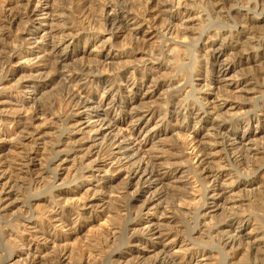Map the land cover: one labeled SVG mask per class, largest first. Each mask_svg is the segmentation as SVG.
Wrapping results in <instances>:
<instances>
[{"label": "bare ground", "instance_id": "bare-ground-1", "mask_svg": "<svg viewBox=\"0 0 264 264\" xmlns=\"http://www.w3.org/2000/svg\"><path fill=\"white\" fill-rule=\"evenodd\" d=\"M120 1L93 2L99 13L93 20L91 0H75L64 7H59L56 0H0V109L14 116L10 119L0 116V216L9 218L13 207H17L15 202H22L16 213L12 211L17 215L13 219L18 222V229L5 240L7 251L0 253L1 264H72L71 237L62 230L78 228L81 221L92 219L98 209L104 210L107 216L94 234L98 239L105 235L103 242L109 245L114 264L148 260L152 262L145 264H251L252 253L253 259L264 264L258 255L264 246L263 227L248 213L249 208L264 206L262 179H248L264 170L255 162L257 156L264 154V31L258 29L262 21L259 16H264V0H189V3L177 0L175 4L165 0H134L137 7L125 6ZM44 5L47 11L39 13ZM190 8L203 14L199 16L196 30L213 31L205 42L200 43L194 37L196 30L185 28L186 20L198 18ZM171 10L174 14H170ZM33 21L36 27L29 29L27 26ZM149 31L162 40L173 56L164 52L163 56L157 46L146 44L142 36ZM122 37L125 41L117 43ZM167 42L174 45L167 46ZM119 44L121 52L110 55ZM25 45H29L27 51L22 49ZM35 47H39L38 52L33 50ZM89 47L105 50L107 54L103 59H89ZM182 53L188 57V63L182 62L180 67L190 69L183 77L176 75L177 67L174 69L172 65V60L175 62L177 58L174 56ZM136 57L139 61L135 64L133 61L117 63ZM177 60L180 63L179 57ZM114 62L118 66L113 67ZM19 64L22 67L16 68ZM64 69L68 77L63 82L65 91L60 104L45 110L30 100L29 93L37 90L25 86L21 80L32 79L38 72L47 76L56 74L50 79L48 86H51L57 84ZM192 78L200 80L201 88L197 89ZM81 80L86 83L80 85ZM87 85L95 86V91L85 90ZM208 87L210 95L217 99L234 98L238 102L235 113L228 112L229 116L224 117L218 107L206 110V99L198 95ZM160 95L161 100L148 105L149 100ZM247 95L252 97L248 99ZM100 108H104L103 115L96 112L92 125H79L87 111ZM210 114L214 117L210 118ZM58 122L61 136L66 134L67 138L54 143L55 152L46 168L49 175L46 169V175L40 173V163L35 169L39 174L33 177L35 170L28 166L37 153L33 146L52 136L45 127L55 123L56 126ZM103 127L118 133V140L127 144L122 146V142L115 141L117 136L109 138L110 134L101 131ZM252 131L258 132L262 139L247 135ZM203 132L213 139L203 141L199 138ZM78 133L81 140L75 141L73 136ZM170 133L176 135L174 144L161 143L156 147L161 153H168L167 157L140 156V138L153 142ZM114 145L121 152L119 156L110 151ZM213 147L218 148L216 153H223L221 160L235 175L230 190L227 184L215 185L218 176L212 174L208 160ZM133 148L131 154L127 153ZM101 158H109L111 162L102 167L98 164ZM17 162L21 163L19 171L13 169ZM183 165L200 184L198 197L195 196L198 188L192 194V187L191 193L186 192L188 184H172L177 169ZM220 167L223 166L216 168ZM113 172L121 173V187L117 188L122 191L121 195L113 196L117 189H109L108 185L116 181ZM44 183L50 186L49 193L41 195L40 191L44 196L40 200L37 197L30 201L27 197L32 202L27 206L21 187L28 184L30 189L39 192ZM228 190L236 195L243 193L241 199L248 209L227 211L224 205ZM170 191L178 194L176 201L180 204L171 207L169 219L163 200ZM215 197L223 201L214 205L216 208L222 205L224 219L217 223L207 212V201ZM117 200L122 202V210L121 207L113 210ZM185 205L190 207L188 215L194 212V221L197 220L192 230L195 238L189 237L191 243L196 238L201 240L202 229L204 233L206 230L208 241L216 242L219 258L211 250H205L207 242L205 249L187 248L190 242L186 244L184 236L189 233L183 235L186 227L181 225L182 231L175 219L177 214L187 213V210L180 212ZM44 206L48 215L42 216L44 211L39 210ZM29 212L31 222L24 217ZM38 212L42 215L38 216ZM145 214H152L156 219H142ZM115 217L124 224L120 225L126 242L122 249H111L116 238L112 231L117 227L110 228L109 222ZM54 221L61 226H54ZM31 224L39 225L36 233L27 231ZM142 250L154 254L145 257ZM80 253L77 260L74 258L75 264L93 261L90 252ZM126 253H132L133 257L127 259Z\"/></svg>", "mask_w": 264, "mask_h": 264}, {"label": "rangeland", "instance_id": "rangeland-1", "mask_svg": "<svg viewBox=\"0 0 264 264\" xmlns=\"http://www.w3.org/2000/svg\"><path fill=\"white\" fill-rule=\"evenodd\" d=\"M92 1V9L91 10H93V12L91 11V13H92V19L93 20H95L96 19V17L98 16V10L97 11H95L96 10V5H94V7H93V2H94V4H96L95 2L97 1V0H91ZM122 1V0H121ZM120 1V2H121ZM165 1H167V2H169V3H173V4H175L176 3V1L177 0H165ZM251 1H255V2H258V0H251ZM69 2V3H68ZM72 2H75V0H56V4L59 6V7H64V6H69L70 5V3H72ZM181 2H188L189 3V0H182ZM121 3H123V5L124 4H127V5H125V6H129V7H131V5L133 4V6H135V7H137V2H135L134 0H123V2H121ZM183 3V4H184ZM67 4V5H66ZM94 8V9H93ZM181 9H184L183 7L181 8ZM191 10H192V13H195L196 14V16H198V18L197 17H194L193 18V20L191 19H188V21L186 20L185 22H184V24H185V28H187V30H190V31H195L198 27H199V21H198V19H199V16L200 17H203V14L201 13V11L200 10H194V9H192V8H190ZM47 11L46 10V8H45V5L44 6H41L40 7V9H39V13L41 12V11ZM195 11V12H194ZM95 14V15H94ZM170 14H174V10H171V12H170ZM97 15V16H96ZM95 19H94V18ZM264 16H259V19L260 20H262L260 23H259V26H258V29H259V32H261V31H264V19H262ZM29 29H33V28H35L36 27V21H33V22H31L28 26H27ZM43 29H47V27H43ZM262 29V30H261ZM199 31V29L198 30H196L194 33H195V38H197V39H200V43L201 42H205L206 41V38H208V34H210L211 32H213L211 29H209V30H204V29H200V31ZM105 35H107L108 36V33H105ZM124 38L122 37V38H119L118 40H117V43H123V41H125V40H123ZM142 39L145 41V42H147L146 44L147 45H154L155 47L157 46V48L159 49V50H161V53L163 54V56H164V53L166 54V55H170V56H173L172 54H169V51H167V49H166V47H164V45H163V43H162V40L161 39H156L155 38V33H152V31L150 32H146L145 34H144V36H142ZM122 40V41H121ZM119 41V42H118ZM170 43V44H169ZM118 45V44H117ZM166 45L167 46H169V45H174L172 42H167L166 43ZM28 47H29V45H25V46H23L22 47V49L23 50H25V51H27L28 50ZM80 49H82V47H80ZM33 50H35L36 52H38V50H39V47H35V48H33ZM101 49H95V47H89V48H87V52H88V54L90 55V57H89V59H91V58H93V60H94V57H98L99 59H103V57H104V55H106L107 54V51H103V50H101ZM21 51V50H20ZM121 52V47H120V44H119V47H115L114 49H112V51H111V54L110 55H117L118 53H120ZM164 52V53H163ZM114 55V56H115ZM181 56V57H180ZM175 58H176V61H178L177 59H178V57H179V60H180V63H179V61H178V63H176V61L174 62V60H172L171 62H172V65H174L173 67H174V69H176L175 67H177V73H176V70L174 71V73H176V75L177 76H187L188 74H189V71H190V69L188 70V68L186 67L185 69H184V67H180L181 65H182V62L183 63H188L187 61H188V57L186 56V54L184 55L183 53L182 54H179L178 56H174ZM185 57V58H184ZM187 57V58H186ZM131 60V61H130ZM128 59L127 61H126V59L124 60V62H123V60H122V62L120 61V62H118L117 61V63H118V65H120V63H121V65H123V64H126V63H132V61H133V64H135L136 62H138L139 61V57H136V58H132V59ZM138 60V61H137ZM136 61V62H135ZM117 63L116 62H114V63H112V64H114V66L113 67H115V64H116V66H118L117 65ZM174 63V64H173ZM32 64H35V62H32ZM177 66H176V65ZM179 66V67H178ZM183 66H184V64H183ZM20 67H22V64H19V65H17L16 66V68H20ZM183 70V71H182ZM180 71H182V72H180ZM184 72H186L185 74H184ZM38 73H40V74H38ZM37 73V75L35 74L34 75V78H32V79H24V80H21V83L22 84H24L25 86L27 85V86H30V87H34L37 91H35V92H33V91H31L30 93H29V98H30V100H33V101H35L41 108L42 107H44L43 109H45V110H47V109H50L49 107H51L52 108V106H55V105H57V104H60V101H61V99H60V97H62V94H63V92L65 91V87H64V84H65V79H67V77H68V72H67V70L66 69H64V70H62L60 73H61V75H60V77H59V79H58V81H59V83H58V81H56V83L57 84H53V85H51V86H48V84H49V82H50V79H51V77L53 78V77H55L56 76V74H50L49 73V75L47 76V74H45V73H41V72H38ZM187 74V75H186ZM182 76V77H183ZM63 82H64V84H63ZM192 82L194 83V84H197V86L199 85V82H200V80L198 79V78H192ZM86 83V81L85 80H81L80 82H79V84L80 85H84ZM47 86V87H46ZM88 87H86L85 88V90H87V91H91V93L92 92H94L95 91V86H89V85H87ZM37 87V88H36ZM45 88V89H44ZM199 88H201V86H198V88L197 89H199ZM38 92V93H37ZM210 90H209V87L208 88H204V89H201V91L199 92V95L198 96H201V97H203V98H205L206 100L204 101V104L206 105V107H205V109L206 110H208V111H212V108L213 107H218V108H220V109H222L220 112L222 113V115H224V117H228L229 115L228 114H226V113H235V108H236V106L238 105V102H236V101H234V98L233 99H231V98H219V99H217V98H215V96L214 95H210ZM161 96V95H160ZM160 96H158V97H155L154 99H151V100H149L148 102V105L150 104H156V101H159V100H161L162 99V96L160 97ZM248 96V99L250 98V97H252L251 95H247ZM214 97V98H213ZM157 99V100H156ZM226 99V100H225ZM225 100V101H224ZM152 103H151V102ZM206 102V103H205ZM158 103V102H157ZM225 104V105H224ZM236 104V105H235ZM223 106H224V108H223ZM234 107V108H233ZM104 109V108H103ZM103 109L102 108H100V109H98L97 111L96 110H90V111H87L85 114H86V116H81V122H80V124L79 125H81L82 127H86L87 126V123H89V125H92L93 123H94V121L96 120V118L94 119V116H95V113L97 112L98 114H100V115H103L102 114V112H103ZM5 109H3V108H1L0 109V111H2V112H0V116L1 117H3V118H6V119H10V118H13L14 116L11 114V113H5V111H4ZM224 112V113H223ZM3 113V114H2ZM5 113V114H4ZM91 117V119H89ZM210 118H213L214 116H213V114H210V116H209ZM76 118H80V116H78V117H76ZM219 122V121H218ZM56 124V123H55ZM55 124H53V125H50V124H48L45 128L47 129V131H48V133H52L51 135L52 136H47V139H46V141H37V143L33 146V148L34 149H36L37 150V153L35 154V155H33V159H32V161L28 164V166L30 167V168H33L34 170L36 169H38V167L37 166H39V164L40 163H42L41 164V171H40V173L42 172H44V169H46V168H48V166H49V160L53 157V155H54V149H53V146H54V143L56 142V141H58V140H60L61 138L62 139H66L67 138V135L66 134H62L63 136H61V133H62V130H61V123L60 122H58L57 123V125L56 126H54ZM60 124V125H59ZM58 125L60 126V127H58ZM171 126H174V124H171ZM59 130H61V131H59ZM101 131L102 132H104V133H107V135H109L108 137L109 138H112V137H115V136H117L116 137V140L115 141H118V142H122V143H120L122 146L124 145H126L127 143H126V141H121V139L120 140H118V137H119V135H118V133H112L111 132V130H107V128L106 127H103L102 129H101ZM124 132V131H123ZM208 132H211L210 130L208 131ZM204 133L206 134V132H203V133H201L202 135H200V137L199 138H201L203 141H208V140H211V139H213V138H211V136H207V135H204ZM256 133V134H255ZM60 134V135H59ZM210 134V133H209ZM240 135V134H239ZM247 135H249V136H256V138H259V137H261V135H258V132H254V131H252V132H249ZM58 136V137H57ZM175 136L176 135H174V133H170V134H168V135H166V136H164V138L162 137V138H160V139H157V140H155V141H148V140H142V138H140L141 139V147H142V150L140 151V156L142 155V156H145V157H150V158H152V159H156V158H160V159H164L165 157H167L168 155H166V154H168V153H161V151H159V150H157L156 149V147H158L161 143L162 144H165V145H171V144H174V139H175ZM202 136H203V138H202ZM207 136V137H206ZM242 136V135H241ZM206 137V138H205ZM73 138L75 139V141H79V139L81 140V134L80 133H78V134H75L74 136H73ZM211 138V139H210ZM260 139H262V137L260 138ZM49 141V142H48ZM86 140H83V143L85 142ZM160 141V142H159ZM87 142V141H86ZM85 142V143H86ZM25 143H27V144H29V141H27V142H25ZM89 143V142H88ZM155 143V144H154ZM209 146H210V143H209ZM29 147H31V145L29 146ZM18 148H20V147H18ZM135 148H133V149H128L127 150V153H132V151L134 150ZM213 154L211 155V157H209V163H210V165H212L211 167L210 166H208V167H210L209 169L212 171V174L213 175H217L218 176V180L215 182V185L217 186L218 184H219V182H220V184L222 183L223 185L225 184H227L226 185V188H228L229 190H230V184L234 181V180H236V178H235V175H234V173L233 172H231V170H230V168L228 167V166H226V163L223 161V160H221L222 158H223V153H216L217 152V150H218V148H214L213 147ZM110 151H112L115 155H120L121 154V152L120 151H118V149H117V146L116 145H114V146H112V147H110ZM18 152H19V154L20 155H23V152L21 151L20 152V150H18ZM187 153H189V152H187ZM62 156L64 155V154H61ZM123 161V163L125 162L124 160H122ZM25 162V161H24ZM23 162V163H24ZM109 162H111V160H109V158H101L100 159V161L98 162V164L100 165V166H105V164H107V163H109ZM212 162H213V164H212ZM255 162H257V165H260V166H263L264 167V154L263 155H260V157L259 156H257L256 158H255ZM47 163H48V166H47ZM259 163V164H258ZM217 165H221V166H223V167H220V168H216L217 167ZM225 165V166H224ZM44 168H43V167ZM64 166H70V164H66V165H64ZM216 166V167H215ZM187 166H181V167H179L178 169H177V172H176V174H175V176H176V178L173 180V182H172V184H174V186H182L183 184H188V186H187V190H186V192H189V193H191V191L189 190V189H191V187H192V194H193V191L195 190V189H197L196 191V193H195V191H194V193H195V196L196 197H198L197 196V194H199V192H198V190H200V184H199V182H197L196 181V178H194L195 176L191 173V172H189V171H187V168H186ZM208 167H206V168H208ZM212 168V169H211ZM13 169L14 170H16V171H19L20 169H21V163H14V167H13ZM180 169V170H179ZM36 170H35V175H33V177H35L37 174H39L38 172H36ZM45 172L47 173L48 172V170L46 169L45 170ZM44 172V173H45ZM43 173V174H44ZM46 173H45V175H46ZM114 174V176H115V178H116V181L115 182H113V183H110V184H112V185H108L109 186V189H112V190H116L117 188H120L121 186V183H122V177H121V173L120 172H113L112 173V175ZM116 174V175H115ZM44 175V176H45ZM47 175H49L48 173H47ZM262 179L260 182L262 183V185H264V170L262 171H260V172H258L257 174H255L254 176H250L248 179L250 180V179ZM247 179V180H248ZM93 182H94V180H92ZM175 182V183H174ZM195 185H194V184ZM197 183V184H196ZM190 184H191V186H190ZM193 184V185H192ZM45 185V186H44ZM225 185H224V187H225ZM229 185V186H228ZM44 186V187H43ZM49 185H46V183H44V184H41V187H43V188H41V190H39V192L36 190V191H34V189L32 188V189H30L31 187L27 184V185H25V186H23V187H21L22 189L20 190V193H21V195H22V198H23V200L25 201V198H26V204H27V206L28 205H30L32 202H30L31 200H36V198H37V200H40L41 198H43L44 196H41V195H43V194H45L46 192L47 193H49L48 191H49V189H50V186L48 187ZM25 187H26V189H25ZM46 187V188H45ZM28 189V190H27ZM43 189V190H42ZM227 191V198H228V200H226V205H224L226 208H227V211H230V209H231V211L233 210V211H238V210H240V209H242V210H244V209H248V206H247V204H246V202H245V200H243V199H241V198H243V196L244 195H242L243 193H241V194H239L240 195V197H239V195H236L235 193L233 194L232 192H230V191ZM40 191H41V195H40ZM36 192H38V194H35ZM181 192H182V190H181ZM34 193V195H32ZM46 193V194H47ZM114 194H116V195H113V196H117V195H121L122 194V191L120 190H116L115 191V193ZM232 194V195H231ZM30 195V196H29ZM37 195V196H36ZM178 197V194L176 195V193L174 194L173 193V191L171 192L170 191V193L168 192L167 193V195H166V197H164V200H163V202H165L166 204H164L166 207H168V212H167V215H166V218H168V216H169V219H170V217L172 216L171 215V213H172V208L175 206V205H177L179 202H177L176 201V199H177V197ZM30 198V201H29V199L28 198ZM40 197V198H39ZM176 197V198H175ZM121 200V199H120ZM119 200V201H120ZM119 201L117 200V201H115L116 202V204H114L113 205V207H115L113 210H117L116 208L118 207V208H120L121 210H122V205H120V204H122V200L120 201V203H119ZM219 201V202H218ZM28 202L30 203V204H28ZM118 202V203H117ZM208 202V214L210 215V216H212V217H215L214 218V220L213 221H215V223H217V222H219V221H221V220H223L224 218L222 217V215H223V213H221V209H220V207L222 206V205H220L219 207H214V205H215V203L217 202L218 204H222V202L223 201H221L218 197H215V198H213V200H208L207 201ZM22 202L21 201H19V200H17L16 202H15V204L17 205V207H18V205H20ZM25 203V202H24ZM187 203H188V201H187ZM175 204V205H174ZM180 204V203H179ZM190 206H192V205H190ZM17 207L15 206V207H13V212L16 210L17 211ZM45 207V206H44ZM172 207V208H171ZM189 207V206H188ZM186 205L183 207H181V213L182 212H184V213H186V214H184L183 215V213H182V215L181 214H177V216L178 217H175V219L177 220V221H179L178 223H180L179 224V226H185L186 227V229H185V231H184V229H183V227L181 226V228L183 229L182 231H184V234L183 235H187V233H189L190 234V236H189V234L186 236V238H185V236H184V239H185V242H186V244H188L189 242V246L187 247V248H189L190 246L192 247V249H195V247H196V249H198L197 247H199V249L200 248H202V249H205V247H206V249L205 250H211L210 252H212V254L215 256V257H217V258H219L218 256V252H217V246H216V242L215 241H213V240H211V241H208V237H207V235L205 234L206 233V230H205V228H204V230H205V233H204V231H203V229H202V232H203V236L204 237H201V240H202V242H201V240H199L200 238H196V239H194V240H192V243H191V237L192 238H195V236L193 237L192 236V230L194 229V228H196V224H197V220H196V222L194 221L195 220V216L193 215L194 214V212H192L193 214H189L188 215V209H190V207L188 208ZM247 207V208H246ZM188 208V209H187ZM223 208V207H222ZM225 208V209H226ZM44 211V213L43 212H41L42 214H44V215H42L40 212H38V216H40L39 215V213L42 215V216H45V214H47L48 213V209L46 210V207L43 209H41V210H39V211ZM102 212H101V211ZM171 212H170V211ZM187 210V211H186ZM10 212V214L13 216H11L10 214H9V218L7 217L6 219H5V217L4 218H2L1 216H0V253H5V251H7V241H5L6 240V238L8 237V235H10V234H16V230L18 229L17 227H18V222L17 221H15L13 218L14 217H16L17 215H13L14 213H16V212ZM47 211V212H46ZM103 211L104 210H102V209H98L97 211H96V213L94 212L93 214H92V219H85V220H83V221H81V224L80 225H82V227L80 226V225H77V227L78 228H74L72 231H68V228H65V229H63L62 231H63V233H64V235H66V236H69V237H71V239L69 240V244L72 246V248H73V259H71V262H73L72 264H75L74 263V258L77 260L78 259V255H81V251H88V252H90L91 254H92V256H93V261L91 260V262L89 263V264H114V260L112 259V257H111V255H110V248H109V245H108V247L106 246V244L103 242V240H104V238H105V235H101L100 236V239H98V237L99 236H97L96 234H94L97 230H98V228L100 227V225H102V224H100V223H102V222H104L105 221V216H107V214L104 212L103 213ZM186 211V212H185ZM46 212V213H45ZM113 212V214L115 213V211H112ZM13 213V214H12ZM248 213L249 214H251L250 216H251V218H253V219H256V221H257V223H259L262 227H263V231H264V206H262V208H259V209H254V208H249L248 209ZM95 214V215H94ZM103 214H105V215H103ZM23 216L25 215V214H22ZM48 215V214H47ZM121 215H122V212H121ZM171 215V216H170ZM187 215V216H186ZM29 216H31V212H29V214H26L24 217H26V218H28L29 220H30V222L32 221L31 219H30V217ZM37 216V217H38ZM95 216H97V217H95ZM98 216H99V218H98ZM41 218V217H40ZM39 217H38V219H40ZM43 218V217H42ZM97 218H98V220H97ZM166 218H164L165 220H166ZM142 219H149V220H155L156 219V217H154L152 214H145V215H143V217H142ZM94 220V221H93ZM124 220H125V218H124ZM39 221V220H38ZM93 221V222H92ZM217 221V222H216ZM9 222V223H8ZM84 222V223H83ZM96 222V223H95ZM12 223V224H11ZM86 223H88V224H86ZM110 223H111V225H110ZM196 223V224H195ZM7 224V225H6ZM14 224V225H13ZM122 224V227L124 226V224L123 223H121V221H120V219H118V218H113V219H111L110 220V222H109V227L110 228H112L113 226L114 227H117V232H116V230L115 231H112L113 233H115L116 235H115V237L116 238H114L115 239V242H113V245L111 246L112 248L111 249H113V248H115V249H117V248H123L124 246H125V236H124V233L122 232V231H124L123 230V228H121L120 227V225ZM194 224V225H193ZM58 226V227H60L61 226V224L59 223V222H57V221H54V226ZM113 225V226H112ZM16 227V228H15ZM38 227H39V225H36V227L34 226V225H29V226H27V231L28 232H33V233H36L35 231H38ZM113 227V228H114ZM184 227V228H185ZM13 231H12V230ZM16 229V230H15ZM67 229V230H66ZM85 229V230H84ZM89 229H90V231H89ZM92 229V230H91ZM96 229V230H95ZM12 231V232H11ZM20 231L21 232H23V229H20ZM91 231H92V233H91ZM119 233V234H118ZM186 233V234H185ZM23 234H25V232L23 233ZM123 237H124V239H123ZM190 237V238H189ZM187 238H188V240H187ZM202 238H204V239H202ZM206 238V239H205ZM190 239V240H189ZM97 240V241H96ZM100 240V241H99ZM101 240H102V242H101ZM207 240V241H206ZM124 241V242H123ZM187 241H189L188 243H187ZM195 241V242H194ZM201 242V243H200ZM205 242H207L208 244H206ZM39 244H42V241H40L39 242ZM191 244V245H190ZM206 244V245H205ZM194 245V246H193ZM204 245H205V247H204ZM106 246V247H105ZM190 247V248H191ZM194 247V248H193ZM204 247V248H203ZM104 248V249H103ZM121 248V249H122ZM215 248V249H214ZM263 249V251H261L260 250V252H259V259L261 260V261H263V263H264V253L262 254V252H264V246L262 247ZM133 250H136L135 248H133ZM148 252H150V250H142V254L145 256V257H152V255L154 254V253H148ZM132 253H133V255H135V252L134 251H132ZM131 253V254H132ZM260 253H261V255H260ZM130 253L128 254V253H126L125 254V256L127 257V259H130L131 257H133L132 255H131ZM253 255V253L251 254V258H249V261H251V264H262V263H260V261L259 260H257L258 261V263H257V261H256V258L255 259H253V257L254 256H252ZM77 256V257H76ZM131 256V257H130ZM109 260V261H108ZM112 260V261H111ZM114 261V262H113ZM149 261H151V260H148V261H145V262H140V263H142V264H145V263H150ZM135 262V263H134ZM136 262L137 261H133V262H129L128 264H136ZM152 262V261H151ZM116 263V262H115ZM140 263H137V264H140ZM0 264H1V261H0ZM3 264V263H2ZM127 264V263H126ZM221 264V263H220ZM222 264H224V263H222Z\"/></svg>", "mask_w": 264, "mask_h": 264}]
</instances>
